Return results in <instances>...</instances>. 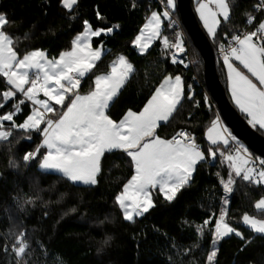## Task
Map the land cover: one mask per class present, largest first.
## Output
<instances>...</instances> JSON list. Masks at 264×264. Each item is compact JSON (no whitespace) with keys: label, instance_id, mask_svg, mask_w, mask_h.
Wrapping results in <instances>:
<instances>
[{"label":"snow or ice","instance_id":"snow-or-ice-1","mask_svg":"<svg viewBox=\"0 0 264 264\" xmlns=\"http://www.w3.org/2000/svg\"><path fill=\"white\" fill-rule=\"evenodd\" d=\"M78 2L58 0V5L69 13L67 19L70 21L78 18L75 11ZM194 2L202 28L216 45L223 61L232 102L245 116L249 126L264 132V0H255L241 13L245 27L239 28L234 24L223 36L219 29L232 20L236 0ZM160 6L162 10H148L144 23L131 41L132 46L141 55H146L153 42L158 41L161 53L170 57L172 65L181 64L187 69L189 64H198L195 57L186 62L184 33L175 19L177 0H160ZM136 7L133 2L132 8ZM95 15L98 21L105 19L98 9ZM8 23L7 14L0 12V77L7 86L0 90V109L10 99L13 101L11 110L0 114V143L7 146L10 168L18 170L21 162L25 168L34 163L41 175L56 174L59 181L72 186L94 187L103 172L102 158L106 153L118 151L126 158L131 175L120 182L112 202L123 222L135 223L137 218L156 206L152 196L154 190H158L164 202H173L192 185L198 166L214 163L219 155L220 163L227 164L229 169L226 179L220 177L219 172L215 174L223 189L219 210H213L210 200L209 215L202 223L190 225L194 227L198 241L206 231L211 234L204 264H216L218 244L224 238L234 235L242 242L238 252H243L256 235L264 237V218L248 213L240 217L251 233L245 238L230 223L228 207L229 194L234 192L237 179L242 184L264 185V157H253L223 124L219 115L209 121L203 133L206 147L198 143L197 137L186 127L179 128L170 136L159 134L161 122L165 125L170 123L186 103L192 109L204 107L211 112L213 105L209 95L205 93L197 98L195 77L193 82L186 83L180 72L173 74L167 69H158L159 83L150 89L142 107L138 110L128 108L114 119L110 108L137 72L125 56L117 55L109 63L106 73L95 75L86 92L81 93L80 89L82 78L95 71L105 51L103 41L93 47V38L111 35L120 27L119 24L94 27L88 19H83L81 30L70 40V47L49 58L46 50L41 48H30L22 55L18 54L15 45L20 38H13L4 30ZM166 29L171 38L165 34ZM24 39H29V33L24 34ZM147 81L148 73L145 74V86H148ZM17 93L22 97L19 100L15 99ZM25 102H28L29 111L22 122L17 123L14 117L22 113ZM188 117L192 118L191 112ZM13 130H22L25 134L23 139L27 140L36 134L39 143L16 158L13 153L15 145L10 139ZM20 139L16 138L17 144ZM29 180L35 194L12 196L16 209L26 212L29 206L35 207L37 203L47 208L51 202L42 200L40 193L44 189L40 188L39 179L30 177ZM56 183L53 181L48 190ZM64 195L61 193L56 202ZM254 208L264 213V195L255 201ZM69 211H75V208ZM4 212L8 214L9 227L0 233L4 240L0 251L5 254L7 264H29L32 252L29 251L31 245L26 239V231L14 221L10 208L5 207ZM97 223L102 226L111 220L106 215ZM182 223L189 222L185 220ZM154 230L159 231L155 227ZM163 235L167 238L166 233ZM111 239L105 234L97 242L96 252L101 253ZM37 244L44 249L39 241ZM197 247L198 244H192L180 248L173 239L171 248L176 252L168 255L169 264H176L173 255L178 257ZM162 254H167V249ZM190 264L196 262L191 261Z\"/></svg>","mask_w":264,"mask_h":264},{"label":"trees","instance_id":"trees-1","mask_svg":"<svg viewBox=\"0 0 264 264\" xmlns=\"http://www.w3.org/2000/svg\"><path fill=\"white\" fill-rule=\"evenodd\" d=\"M133 2L137 4L136 8H132ZM252 3H255V0H236L237 6L233 9L232 20L219 29L221 36L234 24L239 28L245 27V18L241 13L249 9ZM191 5H194L193 0ZM97 9L105 17L104 20L96 19ZM149 9L161 10L154 0H79L75 9L78 18L70 21L67 19L69 13L58 5V0H47V2L0 0V12L6 13L9 21L4 30L13 38H20L15 45L20 55L30 48H41L46 50L48 57L57 56L59 51L70 46L71 38L81 30L83 19H88L94 27L120 25L111 35L102 34L93 38V46L100 45L103 41L105 51L101 60L97 62L95 71L82 78L80 89L81 93L86 92L95 75L107 72L109 63L117 55L125 56L137 72L110 108V114L114 119H118L128 108L138 110L142 107L150 94V89L159 83L158 69L161 68L173 74L180 72L186 83L193 82V77L197 78L195 90L198 99L206 90L200 55L189 37L186 42V62L195 57L198 64H189L187 69L181 64L172 65L170 57L161 53L158 41L153 42L146 55H141L132 46L131 41L143 24ZM175 15L178 16L177 11ZM26 32L29 33L27 40L24 39ZM165 34L171 37L167 29ZM210 42L214 52L216 72L228 94L225 72L216 56V45L212 40ZM146 73H148V86H145ZM6 87L3 78L0 77V90ZM15 99L19 100L20 96L17 94ZM12 102L11 99L6 102V106L0 109V114L11 110ZM28 111V102H25L22 113L14 117L16 122H22ZM189 112L192 113L191 119L188 117ZM239 113L245 119V116ZM215 115L213 107L209 112L204 107L192 109L186 103L175 119L166 125L161 124L159 134L170 136L178 127H186L197 137V142L206 147L207 141L203 133ZM255 130L264 136V132ZM24 135L22 130H13V137L10 138L15 145L13 153L16 158L39 143L38 135L33 134L31 140L23 139ZM17 137H21L18 144ZM222 150H224L223 146ZM102 161L103 172L99 176L97 186H72L59 181L56 174L41 175L34 163L25 168L21 162L18 170L10 168L7 146L0 143V233L9 227L8 214L4 212V208L8 207L11 209L14 221L26 231V239L31 245L29 251L32 252L29 264H60L61 261L63 264H169L168 255L176 252V249L171 248L173 239L180 248L198 244V247L192 249L190 253L178 257L173 255L176 264H190L191 261L204 264L211 234L206 231L203 238L198 241L195 229L190 225L202 223L209 215L210 200L213 210L217 212L219 210L222 187L215 174L219 172L220 177L226 179L229 173L227 164L220 163L219 155L214 163L198 166L192 185L183 190L173 202H164L158 191H154L152 196L156 206L143 217L137 218L135 223L123 222L112 202V196L119 190L120 182L131 175L126 158L117 151L106 153ZM30 177L39 179V186L44 189L40 193L42 200L51 203L47 208L37 203L35 207L29 206L26 212H20L11 197L17 194L25 196L35 194L30 186ZM53 181H57L55 187L48 190ZM61 193L66 195L56 202ZM262 195H264V185L242 184L239 179L234 192L230 193L228 206L230 223L240 230L245 238L251 233L242 224L240 217L248 213L257 218H264V213L257 212L254 208L255 201ZM72 208H75V211H69ZM45 212H47L46 216ZM106 215L111 223L98 226L97 222L103 220ZM185 220L189 223H182ZM154 227L159 231H155ZM164 233L167 234V238ZM105 234L110 235L112 239L98 254L97 242L102 240ZM37 241L43 244V250ZM241 243L234 235L224 238L218 244L216 264H249V262L264 264V237L256 235L252 244L243 252H238ZM3 246L4 240L0 237V249ZM166 249L167 254H162ZM0 264H7V258L2 251H0Z\"/></svg>","mask_w":264,"mask_h":264},{"label":"water","instance_id":"water-1","mask_svg":"<svg viewBox=\"0 0 264 264\" xmlns=\"http://www.w3.org/2000/svg\"><path fill=\"white\" fill-rule=\"evenodd\" d=\"M176 11L191 43L199 52L206 90L214 101L221 121L250 152L264 157V136L248 125L222 87L215 69L210 39L198 22L191 0H177Z\"/></svg>","mask_w":264,"mask_h":264},{"label":"built area","instance_id":"built-area-1","mask_svg":"<svg viewBox=\"0 0 264 264\" xmlns=\"http://www.w3.org/2000/svg\"><path fill=\"white\" fill-rule=\"evenodd\" d=\"M158 5H159V7H160V9L162 10V8H161V6H160V0H154ZM175 19L178 21V23L180 24V27H181V30L183 31V33H184V38H185V41L187 42L188 41V35H187V32H186V30H185V28H184V26L182 25V23H181V21H180V19H179V17L178 16H176L175 15ZM165 24H166V22H165ZM171 34V33H170ZM171 38V37H170ZM226 42V41H225ZM216 56H217V58L220 60L221 58H220V56L218 55V50L216 49ZM183 58V57H182ZM190 60H188V62H189ZM195 82H198V80H197V78H195ZM205 93H207L208 95H209V93L207 92V90H204V94ZM209 97H210V99H211V101H212V105H213V109H214V111H215V114L216 115H218V112H217V110H216V106H215V104H214V101H213V99L211 98V96L209 95ZM179 128H181V127H178L177 129H175L174 131H176V130H178ZM187 130L188 131H190L191 133H192V131L190 130V129H188L187 128ZM193 134V133H192ZM234 135V134H233ZM238 139V138H237ZM239 140V139H238ZM252 154V153H251ZM252 156L253 157H256L257 155H254V154H252Z\"/></svg>","mask_w":264,"mask_h":264},{"label":"crops","instance_id":"crops-1","mask_svg":"<svg viewBox=\"0 0 264 264\" xmlns=\"http://www.w3.org/2000/svg\"><path fill=\"white\" fill-rule=\"evenodd\" d=\"M193 1H194V0H193ZM195 6H196V5H195V2H194V5H193L194 12H195ZM195 14H196V17H197V19H198V22H199V24H200V26H201V28H202V25H201V23H200V21H199V17H198V15H197L196 12H195ZM202 30L204 31L203 28H202ZM204 32H205V31H204ZM205 34H206V32H205ZM116 57H117V56H116ZM116 57H115V58H116ZM115 58H114V59H115ZM114 59H113V60H114ZM220 62H221V64H222V66H223V61H222V59H220ZM223 69H224L225 76H226L227 74H226V69L224 68V66H223ZM104 73H106V72H104ZM99 74H100V73H99ZM226 83H227V82H226ZM227 92H228V90H227ZM228 96H229V98H230V100H231V97H230V93H229V92H228ZM231 102H232V100H231ZM232 104L234 105L233 102H232ZM234 106H235V105H234ZM235 108H236V106H235ZM236 109H237V108H236ZM237 110H238V109H237ZM238 111H239V110H238ZM239 112H240V111H239ZM161 124H163V122H161ZM208 126H209V125H208ZM208 126H207V127H208ZM207 127H206V128H207ZM205 130H206V129H205ZM154 191H158V190H154ZM154 191H153V192H154Z\"/></svg>","mask_w":264,"mask_h":264},{"label":"rangeland","instance_id":"rangeland-1","mask_svg":"<svg viewBox=\"0 0 264 264\" xmlns=\"http://www.w3.org/2000/svg\"><path fill=\"white\" fill-rule=\"evenodd\" d=\"M155 10H157V9H155ZM144 23V22H143ZM183 25V24H182ZM137 34V33H136ZM188 35V34H187ZM70 47V46H69ZM93 47H95V46H93ZM136 50V49H135ZM137 51V50H136ZM138 52V51H137ZM50 58V57H49ZM19 96H20V94L19 93H17ZM22 97L20 96V99H21ZM41 98H43L42 97V95H41ZM249 152H250V150H248ZM251 153V152H250ZM258 156V155H257ZM222 195H223V189H222ZM229 199H230V194H229ZM241 222H242V220H241ZM242 224H243V222H242ZM247 227V226H246Z\"/></svg>","mask_w":264,"mask_h":264}]
</instances>
